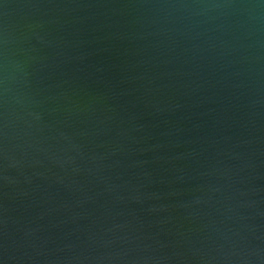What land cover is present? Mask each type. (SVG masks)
I'll use <instances>...</instances> for the list:
<instances>
[{
  "label": "water",
  "instance_id": "95a60500",
  "mask_svg": "<svg viewBox=\"0 0 264 264\" xmlns=\"http://www.w3.org/2000/svg\"><path fill=\"white\" fill-rule=\"evenodd\" d=\"M0 264H264V0H0Z\"/></svg>",
  "mask_w": 264,
  "mask_h": 264
}]
</instances>
